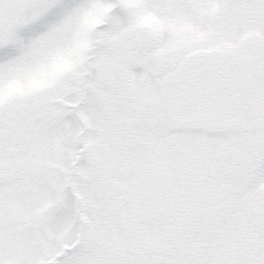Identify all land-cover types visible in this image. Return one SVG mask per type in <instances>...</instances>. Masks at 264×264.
I'll use <instances>...</instances> for the list:
<instances>
[{
    "label": "snow or ice",
    "instance_id": "obj_1",
    "mask_svg": "<svg viewBox=\"0 0 264 264\" xmlns=\"http://www.w3.org/2000/svg\"><path fill=\"white\" fill-rule=\"evenodd\" d=\"M0 264H264V0H0Z\"/></svg>",
    "mask_w": 264,
    "mask_h": 264
}]
</instances>
